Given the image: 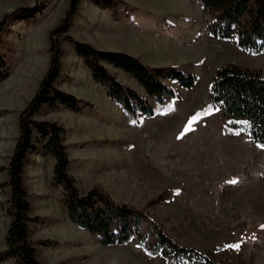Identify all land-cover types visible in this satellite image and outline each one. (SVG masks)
<instances>
[{
    "label": "rangeland",
    "instance_id": "rangeland-1",
    "mask_svg": "<svg viewBox=\"0 0 264 264\" xmlns=\"http://www.w3.org/2000/svg\"><path fill=\"white\" fill-rule=\"evenodd\" d=\"M69 7L70 0H0V20L33 8L31 15L9 20L0 31V54L8 66L0 81V252L7 247L11 223L8 166L20 114L49 70L51 33ZM214 15L196 0H79L65 34L98 49L127 52L152 67L196 74L197 82L184 89L166 80L179 99L156 105L160 113L151 117L126 113L62 33L61 71L54 85L86 105L79 112L43 105L34 118L64 128L68 171L82 194L105 191L115 202L146 212L179 243L209 252L221 264H264V147L231 130L221 109L209 108L221 66L237 63L264 73V54H248L235 39L213 37L208 26ZM108 68L144 94L129 74ZM43 144L35 133L23 173L30 215L39 218L30 223L29 239L41 263L168 264L149 256L136 239L105 245L72 221L64 187L55 180L56 159ZM149 239L154 242L153 235ZM236 244L239 248L229 247ZM0 264L16 263L11 258Z\"/></svg>",
    "mask_w": 264,
    "mask_h": 264
},
{
    "label": "trees",
    "instance_id": "trees-1",
    "mask_svg": "<svg viewBox=\"0 0 264 264\" xmlns=\"http://www.w3.org/2000/svg\"><path fill=\"white\" fill-rule=\"evenodd\" d=\"M206 11L215 13L209 23V33L216 38L235 39L237 47L248 54H264V0H196ZM79 0H70V7L61 23L51 33L50 67L39 89L20 114V133L11 156L8 185L11 200L8 214L11 223L6 236L7 247L0 252V263L15 259L16 264H43L36 255V247L29 239L30 223L38 217L30 215L29 194L24 186L23 173L27 154L34 149V136L38 133L44 142L43 149L56 159L55 180L63 185V202L69 217L80 228L98 235L105 245H125L137 240L151 257H163L168 264H221L209 252L179 243L155 222L146 212L128 204L115 202L109 194L93 188L82 194L69 173L71 159L64 143V128L56 122L34 118L43 106H65L73 111L83 110L86 102L58 89L54 82L61 71L60 35L74 44L78 55L102 84L107 95L127 113L139 112L147 117L156 114V105L179 99V94L166 80L178 83L184 89H192L196 74L184 73L177 68L152 67L140 58L122 51L98 49L65 34ZM33 8H21L6 13L0 20V31L9 20L28 17ZM108 66L129 74L144 90L137 92L119 80ZM8 75V66L0 54V81ZM155 102V104H151ZM210 109H221L231 130L248 134L259 145H264V73L237 63L221 66L213 81L209 102ZM172 107L163 110L167 113ZM157 113H160L157 112ZM264 147V146H262ZM154 236V242L149 237ZM44 243V242H43Z\"/></svg>",
    "mask_w": 264,
    "mask_h": 264
},
{
    "label": "snow or ice",
    "instance_id": "snow-or-ice-1",
    "mask_svg": "<svg viewBox=\"0 0 264 264\" xmlns=\"http://www.w3.org/2000/svg\"><path fill=\"white\" fill-rule=\"evenodd\" d=\"M197 119V117H192L191 118V120H190V122H189V125L188 126H186V131H190L191 130V123L192 122H194L195 120ZM184 133H181V135H183ZM179 138V137H178ZM262 146H264V145H262ZM236 181L235 180H233V181H231V183H235ZM229 247H235V248H239V244H236V245H230Z\"/></svg>",
    "mask_w": 264,
    "mask_h": 264
},
{
    "label": "crops",
    "instance_id": "crops-1",
    "mask_svg": "<svg viewBox=\"0 0 264 264\" xmlns=\"http://www.w3.org/2000/svg\"><path fill=\"white\" fill-rule=\"evenodd\" d=\"M146 63V62H145ZM41 109H43V108H41ZM40 111V110H39Z\"/></svg>",
    "mask_w": 264,
    "mask_h": 264
}]
</instances>
